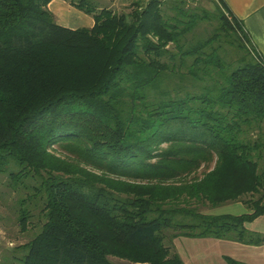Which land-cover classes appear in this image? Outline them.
<instances>
[{
  "label": "trees",
  "instance_id": "trees-1",
  "mask_svg": "<svg viewBox=\"0 0 264 264\" xmlns=\"http://www.w3.org/2000/svg\"><path fill=\"white\" fill-rule=\"evenodd\" d=\"M50 1L0 0V172L34 181L20 230L27 200L43 217L21 263L184 264L177 236L263 242L245 222L264 213V58L242 21L223 0H68L94 21L72 28ZM236 200L248 210H200Z\"/></svg>",
  "mask_w": 264,
  "mask_h": 264
},
{
  "label": "rangeland",
  "instance_id": "rangeland-1",
  "mask_svg": "<svg viewBox=\"0 0 264 264\" xmlns=\"http://www.w3.org/2000/svg\"><path fill=\"white\" fill-rule=\"evenodd\" d=\"M106 1L109 0H87V6L108 7V3ZM132 1L133 0H126L127 4L122 6L120 8V11L129 10ZM198 5L204 6L208 9L212 8V3L209 1H201ZM52 12L55 21L58 24L73 28L82 26L89 27L92 16L91 14L90 16L88 13L75 6L58 8L57 10L52 9ZM197 21L202 24L199 28H197L198 30L203 29V34L201 35H206L213 28V24L205 18L199 19L198 17ZM252 136L253 138H260L264 140V127L261 134H253ZM259 170H264V148L262 150V158L259 160ZM33 184L34 181L32 179H28L27 187L19 186L17 189H13L8 184L7 172H0V264H22L20 258L23 250L17 249L15 246L28 241L36 232H38L40 228L39 226L43 221V217L39 212L38 207L34 205L35 201L38 200L31 199L29 202L27 200V202L25 203V205L30 208L31 212L27 230H20V227L18 225V208L20 207L19 199L28 196V194L32 192L29 186ZM252 196L257 197L258 194H246L242 197V199H246ZM200 210L210 213H242L247 211L248 208L242 202L226 201L212 207L202 206ZM249 228L259 229L260 231H263L264 215L258 216L252 223L249 224ZM175 238L172 239V243ZM208 240L210 239L189 237L185 238L184 242L187 244L188 248L190 247L192 249L195 255L198 253V251L203 249V251H205V255L209 256L206 259L201 258V260H199L200 258H198L197 264H216L213 263V260L211 261L214 253L219 250L226 251L228 246H230L229 243H225V240L220 243H216L213 241H209L208 243ZM211 240L214 239L211 238ZM201 242L204 244H201ZM108 257L115 264H132L129 260L124 258L113 255H109Z\"/></svg>",
  "mask_w": 264,
  "mask_h": 264
},
{
  "label": "crops",
  "instance_id": "crops-1",
  "mask_svg": "<svg viewBox=\"0 0 264 264\" xmlns=\"http://www.w3.org/2000/svg\"><path fill=\"white\" fill-rule=\"evenodd\" d=\"M223 1L225 2L226 6L231 10V12L242 21L244 28L247 30L255 49L264 58V0H223ZM106 2L108 3L107 5L108 8H111L115 11H120V8L127 4L126 0H109ZM73 6L74 5L71 4L68 0H51L48 3V8L51 12L52 9L57 10L58 8L73 7ZM98 7L100 8L101 6ZM93 22H94L93 17L91 16L89 27L92 26ZM236 201L244 203L243 200H236ZM233 214H239V213H233ZM262 215H264V213L261 214V216ZM255 219L249 222H245L246 228L253 231L257 230L258 232L264 234V230L260 231L259 229L249 228V224L252 223ZM185 238L188 237L187 236L176 237L172 243L174 250L178 253L184 264H197L198 258H200L199 260H201V258L206 259L207 257H209L205 255V251H203V249L198 251V253L195 255L192 249L190 247L188 248L187 244L184 242ZM189 238L210 239L208 240V243L209 241L220 243L224 240L225 243H229L230 246H228L226 251L219 250L216 251V253H214V255L211 258V261L213 260V263L228 264L224 259V256L228 255L232 258H235L243 262L244 264H264V241L259 244H248L235 240L221 239L214 237H189ZM211 238H213L214 240H211ZM215 239H218L219 241ZM201 244L204 243L201 242Z\"/></svg>",
  "mask_w": 264,
  "mask_h": 264
},
{
  "label": "built area",
  "instance_id": "built-area-1",
  "mask_svg": "<svg viewBox=\"0 0 264 264\" xmlns=\"http://www.w3.org/2000/svg\"><path fill=\"white\" fill-rule=\"evenodd\" d=\"M186 5H194L201 1H215L218 2L219 0H184Z\"/></svg>",
  "mask_w": 264,
  "mask_h": 264
}]
</instances>
